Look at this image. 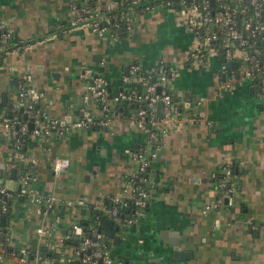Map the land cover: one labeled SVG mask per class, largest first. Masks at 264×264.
I'll return each instance as SVG.
<instances>
[{"label":"crops","instance_id":"1","mask_svg":"<svg viewBox=\"0 0 264 264\" xmlns=\"http://www.w3.org/2000/svg\"><path fill=\"white\" fill-rule=\"evenodd\" d=\"M72 1L102 9L113 0H0V22L10 32L0 61V165L11 157L12 142L2 118L6 106L15 103L24 71L43 92L38 107L72 120L82 109L98 113L85 98V66L105 77L110 93L125 85L121 75L130 62L146 71L166 66L177 72L170 88L182 120L170 127L151 161L153 186L136 230L118 229L120 242L110 237L115 258L132 264H264V76L239 79L227 89L222 82L228 69L238 70L237 61L227 67L222 54L212 51L206 65L188 63L192 32L163 4L135 10L131 31L98 36L69 25ZM115 1L125 7L126 0ZM127 113L122 109V119L106 132L90 126L26 137L22 151L14 155L22 164L19 171L28 167L35 189L53 195L54 201L51 206L34 202L19 194L18 177H1L5 187L7 179L14 182L6 187L9 211L0 212L6 221L3 240L19 253L5 254L0 264H20V252L46 248L49 239L37 233L38 227L51 228L50 240L56 241L72 221L87 215L83 211L89 206L120 194L132 167L123 149L144 140L141 131L123 120ZM188 115L195 120L187 121ZM58 156L68 159L62 171L52 168ZM32 157L36 162H30ZM228 163L233 168V201L215 206L219 190L214 178ZM57 248L54 252L69 251ZM176 248L189 250L191 256L173 260Z\"/></svg>","mask_w":264,"mask_h":264},{"label":"built area","instance_id":"2","mask_svg":"<svg viewBox=\"0 0 264 264\" xmlns=\"http://www.w3.org/2000/svg\"><path fill=\"white\" fill-rule=\"evenodd\" d=\"M159 4L179 12L180 20L192 32L193 42L186 58L188 63L206 65L212 51L221 53L224 60L237 61L236 71L228 69L227 73L226 66H221L227 73L222 86L227 89L239 79L264 76V0H126L125 12H122L121 17L114 13L119 8L115 0L108 2L102 9L89 3L79 4L72 1L69 4V25L87 28L98 36H103L107 31L117 34L116 30L119 28L131 31L135 10L148 11ZM9 36L10 32L0 22V51L4 49ZM257 40L261 41L262 46L251 47L249 50L248 47L255 45ZM176 74L175 70L166 66L146 71L139 63L133 61L121 75V81L125 85L115 93H110L105 77L92 67L85 66L81 72V76L85 77V98L91 102L93 100L98 113L82 109L75 119L64 120L50 116L38 107L37 102L43 92L33 85L31 74L24 71L19 80L13 108L22 107L26 119L18 120L16 115L12 118L4 116L3 126L10 132L11 146L19 154L23 147V135L43 137L53 131L61 134L90 126L102 128L114 125L119 117L122 119L123 109H118L115 102L126 101L125 110L128 113L123 120L127 125L141 131L144 140L136 147L126 146L123 149L124 153L130 155L132 167L124 175L120 194L109 196L103 203L109 200L110 205L106 207L105 212L114 219L115 224L131 226L142 215L149 201L150 189L153 186L151 161L155 158L164 135L181 119L179 107L170 88V81ZM131 81H134V86L128 85ZM109 94L111 98L108 97ZM159 100L162 102L161 116L157 114ZM186 119L193 122L195 116L188 115ZM30 162H36V159L32 157ZM67 164V158L58 156L53 159L52 168L54 171H62ZM3 168L4 165H0V170ZM232 171V166L226 164L222 175L215 180V187L219 190L215 206L218 202L232 204L235 190L230 180ZM1 177L0 175V181ZM17 177L21 184L18 190L20 195L37 203L52 205L54 196L35 189L34 177L27 167L20 169ZM0 194H8L4 185L0 186ZM127 206L129 211L124 212ZM209 207L210 203L206 204L203 211ZM121 213H124L123 216ZM59 219L60 217L56 216V220ZM78 220L72 221L66 232L56 241L50 240L51 228L38 227L37 233L49 239L46 250H51L53 256L35 252L30 262L22 252L18 257L20 264H125L123 258L115 259L112 256L110 237L105 236L100 227L92 223L86 230L84 224ZM75 238L77 240L73 243ZM57 247H63L64 250L69 248V251L54 252L59 249ZM2 258L0 246V261Z\"/></svg>","mask_w":264,"mask_h":264},{"label":"trees","instance_id":"3","mask_svg":"<svg viewBox=\"0 0 264 264\" xmlns=\"http://www.w3.org/2000/svg\"><path fill=\"white\" fill-rule=\"evenodd\" d=\"M124 8L125 7H119V8H117L114 11V13L117 14V16L121 17L122 14H123L122 12H125L124 11L125 10ZM259 18L261 20L262 19V16H260ZM123 30H124V28H123ZM261 46H262L261 41L260 40H257V42L255 43V45L249 46L248 49L250 50L251 47H261ZM5 50H6V48L4 47V49H2L0 51V61L3 60V57H4L3 54H4ZM220 55H221V53H219V56ZM259 79H261V78H259ZM107 86H108V84H107ZM171 93H172V96L175 98V94L173 93V91ZM4 115H5V117H8V118H12L13 116L16 115V117H17L18 120H24V119H26L25 112H23L19 108H15L14 109L13 106H6ZM26 137L27 136H25V135L22 136L23 142H25ZM9 150H10L11 157L6 160L5 165H4V168L2 169V173H1V176H2V178L4 180L10 176V169L12 167H15L16 168V177H17V174H18L17 171L19 172V168L22 165L20 160L15 159V156L14 155H15V152L16 151H15V149L11 145L9 146ZM21 151H22V149H21ZM232 173H233V171H232ZM221 175H222V173L219 174L218 176L216 175V177L214 179L217 180ZM3 183H4V181L0 184V186L1 185H4ZM8 203H9L8 202V195L0 194V207L1 208L4 207V210H6L7 207H8ZM105 205H106V207L110 205L109 200H106ZM83 213H87V215L85 217H83V218H80L78 221H80V223H83L84 224L86 230H88V226L90 224H92V223L93 224L95 223L98 227L101 228V222H102V220L105 217H107V213L104 210L97 209V208H95L93 206H89L88 207V210L87 211H83ZM0 217H1V213H0ZM2 229H3V227L1 226V230ZM105 236H107V235H105ZM0 246L2 248L3 256L5 254H9L10 253L7 250L8 245H7V242L6 241H4V240L3 241H0ZM43 255L52 257L53 256V252L51 250H45V251H43ZM32 257H33V253L31 252L30 249H28V251L26 252V258H27V260L31 262L32 259H33Z\"/></svg>","mask_w":264,"mask_h":264},{"label":"water","instance_id":"4","mask_svg":"<svg viewBox=\"0 0 264 264\" xmlns=\"http://www.w3.org/2000/svg\"><path fill=\"white\" fill-rule=\"evenodd\" d=\"M117 30L119 32H121V28H119ZM225 64H226L227 67L233 66L231 60H226ZM125 68H127V67H125ZM185 94H188V93L185 92ZM108 97L111 98V94H109ZM115 105L118 107V109H122V108L126 109L125 108L126 101H124V102L123 101L122 102H115ZM19 109L22 110V107H20ZM157 114L159 116L162 115V102H161V100H159L157 102ZM31 126H32V124L30 123V127ZM107 129H108L107 127H103L102 131L106 132ZM1 173H2V170H0V175H1ZM15 177H16V168L12 167L10 169V178L14 179ZM20 185L21 184L18 183L17 190L20 189ZM124 210H125L124 212H128L129 211V207L128 206L125 207ZM1 211H2V208L0 207V212ZM8 211H9V209L5 210L6 213H8ZM123 214L124 213H121V216H123ZM0 225L3 227V232L0 234V240H3L4 237H5V231H6V228H5V217L4 216H2L0 218ZM113 225H114V219L109 217V216H107L101 222V229L104 231V233L107 236H109V237H111L113 239L114 243H115V241L120 242L121 241V237L115 234V232L119 229V226H117V225L115 226L114 225V227H113ZM124 229H126V228L124 227ZM135 230H136V225L132 224L131 228H130V231L132 232V231H135ZM128 237H129L130 240L133 238V236H128ZM76 240H77V238H75L72 242L75 243ZM169 243L172 244V245H175V244H177V241L174 240V239H172V240L170 239ZM45 249H46L45 247H41V248H39L38 252L39 253H43V251H45ZM7 250L9 252H17V253H19V249L18 248L8 247ZM161 250H167V248H163L162 247ZM35 251L36 250H33L32 253H35ZM20 255H22V252H20ZM190 256H191V252L189 250L177 249V248L172 250V259L173 260H176V261L180 260L181 261V260H185V259L189 258ZM128 263L132 264V260H125V264H128Z\"/></svg>","mask_w":264,"mask_h":264},{"label":"rangeland","instance_id":"5","mask_svg":"<svg viewBox=\"0 0 264 264\" xmlns=\"http://www.w3.org/2000/svg\"><path fill=\"white\" fill-rule=\"evenodd\" d=\"M177 12V11H176ZM179 12H177V14H178ZM92 102H93V100H92ZM93 108V110H96V108H94V107H92ZM171 129V128H170ZM15 154H18V152H15ZM13 184H14V182L12 181V180H10V179H7L6 180V182H5V185H6V187L7 188H9L10 186H13ZM94 207L95 208H97V209H101V210H104L105 211V209H106V205L104 204V203H101V202H98V203H95L94 204ZM123 228V226L122 225H120V228H119V230H121ZM111 254H112V256L115 258L116 257V255H115V253L112 251V249H111ZM116 259V258H115Z\"/></svg>","mask_w":264,"mask_h":264},{"label":"flooded vegetation","instance_id":"6","mask_svg":"<svg viewBox=\"0 0 264 264\" xmlns=\"http://www.w3.org/2000/svg\"><path fill=\"white\" fill-rule=\"evenodd\" d=\"M149 202V201H148ZM147 205H148V203H147ZM146 205V206H147ZM146 208V207H145ZM136 222V221H135ZM135 224V223H134ZM117 226H119L120 227V225H122V223H120V224H116ZM115 225V226H116ZM123 226V228L125 227L126 229L125 230H127V229H129L131 226H125V225H122ZM142 241V240H141Z\"/></svg>","mask_w":264,"mask_h":264}]
</instances>
